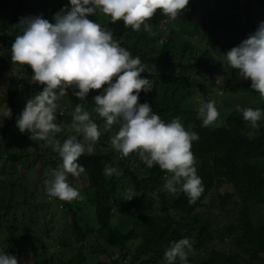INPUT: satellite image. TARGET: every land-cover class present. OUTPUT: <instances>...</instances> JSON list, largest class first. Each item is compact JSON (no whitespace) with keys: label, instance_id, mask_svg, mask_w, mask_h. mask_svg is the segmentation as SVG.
Returning a JSON list of instances; mask_svg holds the SVG:
<instances>
[{"label":"trees","instance_id":"trees-1","mask_svg":"<svg viewBox=\"0 0 264 264\" xmlns=\"http://www.w3.org/2000/svg\"><path fill=\"white\" fill-rule=\"evenodd\" d=\"M239 1H215L198 20L202 9L196 0L188 20L175 18L162 40V25L178 12L176 0H0L2 30L7 21L14 31L33 23L39 36L53 38L17 56V74L8 78L6 94L0 95L5 105L0 150L7 144H29L38 154L43 149L48 155L41 169L49 188L63 184L61 174L71 170L84 173L88 182L62 200L61 264H84L87 254L96 253L109 257L96 264H120L109 247L120 249L121 258L128 255L129 264H196L192 251L214 236L208 221L199 227L194 223L201 222L207 195L222 182L232 185L242 202L236 222L226 227L228 235L250 255V262L264 254V224L254 217L264 202V50L257 51L264 39V0ZM8 39L0 36L6 44ZM88 53L91 57L85 59ZM88 60L95 68L85 65ZM99 60L107 62L101 65ZM119 60L126 63L130 87L118 86V68V78H108ZM1 62L0 55V80L7 67ZM57 68L63 71L57 73ZM104 84L108 92L118 86L128 93L124 109L129 128L122 137L97 153H61L52 144L46 147L58 139L60 121L75 124L82 118L69 110L72 99L94 97L97 85ZM19 88L33 104L48 102L49 112L35 116L32 107L22 103ZM214 88L220 90L221 107L211 103ZM114 116L107 109L100 119L93 118L89 129ZM102 139L106 143L113 136L107 132ZM151 140L169 144V152L148 162L139 160ZM6 153L0 174L18 164L30 169L32 153ZM142 168L143 175L138 172ZM213 169L222 170L223 178L213 177ZM23 181V175L0 178V234H8L6 255L40 244L52 231L45 219L52 203L37 205L35 200L43 195L27 194ZM169 185H174L172 193L165 189ZM127 189L133 193L122 195ZM229 197L219 196L222 206ZM118 207L123 215L112 223ZM85 209L95 226L82 222ZM134 210L139 214L130 215ZM37 218L43 220L41 233L33 230ZM22 229L29 233L17 234ZM92 233L106 246L87 241ZM241 259L239 253L223 252L201 264H241Z\"/></svg>","mask_w":264,"mask_h":264},{"label":"rangeland","instance_id":"rangeland-1","mask_svg":"<svg viewBox=\"0 0 264 264\" xmlns=\"http://www.w3.org/2000/svg\"><path fill=\"white\" fill-rule=\"evenodd\" d=\"M172 1V0H171ZM175 1V0H173ZM215 1L218 0H201L200 3H198L197 6H201V11L197 14L198 20L203 16L204 11L206 8H209L211 4H213ZM242 0L239 1V5H242ZM178 4V12L176 15L173 14V16L162 25L161 29L164 30V35L160 36L163 40V38H168L167 34L170 32V25L169 23L173 22V20L177 17H179V20L186 21L188 20V16L192 12V8L196 0H191L189 3L185 2L183 0H176ZM242 6L239 7L241 9ZM19 31H14V26L7 21L5 27L3 30L0 27V36L4 38H9L7 41V44L4 42V40H0V55L2 58L1 64L6 67L3 73V77L0 80V95L6 94V87L9 83V77L11 78V75L17 74V70L14 66V64H20V60L17 58L21 53L32 52L37 46L40 44L50 41L53 38H47L46 36L42 35L39 36V31L37 27L32 23L31 28L28 27L26 24H22L19 28ZM29 30H31L29 32ZM10 36V37H9ZM160 43V40L158 41ZM264 50V39L260 42L257 51L261 52ZM14 52H16L15 57H10L9 55H12ZM91 53V52H90ZM89 54V53H88ZM86 55L85 59L87 57H91L89 55ZM87 61V60H86ZM88 63H85V65L88 64V68L90 69L95 68V64L92 65L93 61L88 60ZM102 60H99L101 62ZM106 60H103L101 65L106 63ZM98 65V64H97ZM100 65V66H101ZM117 68L120 70L121 75L119 72H114L117 70ZM9 69V70H8ZM63 70H60V68H57V73L62 72ZM107 74L110 73V71H106ZM114 72V73H113ZM113 75L111 74L108 76V78H118L117 74H119V78L121 80L118 83L119 87L125 86L128 84L126 74L128 73V68L126 66L125 61L119 60L118 64L114 67L112 71ZM23 74V72H22ZM125 76V77H124ZM101 80V79H100ZM127 81V83H126ZM110 82V81H109ZM108 83V81H107ZM112 84V83H111ZM130 83L128 84V87ZM22 84L19 85L21 87ZM118 86H112V92L107 91L109 88L104 84L103 87H100L97 85L96 91H99L98 95H95L94 97L91 96H85L81 98H73L72 104L69 105V110L75 115H79L82 118H79L75 124L68 122L60 121L61 124V132L58 135V139L52 142H49V144H46V147L53 145V150L59 149L61 153H73V152H81V153H97L102 148L110 147L113 142L118 141L122 137V135L127 131L129 128V124L127 122V114H126V105L127 100L126 92L119 88ZM111 87V86H109ZM20 89V88H19ZM22 89V88H21ZM20 89V98L22 103L28 104L33 109V113L35 116H44L46 115L49 110L50 106L47 102L46 104L40 103L41 99L37 101L35 104L31 103L30 99H28L26 96L22 94V91ZM104 91H103V90ZM107 89V90H106ZM63 93V91H61ZM220 90L218 88H214V92L212 93L211 100L212 104L216 103L217 106L221 107L222 100L219 99ZM262 98L264 99V92L262 93ZM250 98V97H249ZM110 104H105L106 101L110 100ZM202 97H199L198 102L201 103ZM246 101V99H244ZM51 102V101H50ZM55 105V103H52ZM51 104V106H52ZM107 109H112L115 116L111 120H108L104 123H101L100 125L95 126L94 129H89V125L92 124L93 118L100 119L102 113H104ZM5 110V105L3 103L0 104V126L4 124L5 117L3 115V112ZM62 111H59V116H63L66 114L64 109H61ZM74 110V111H72ZM112 123H115V126L112 125ZM224 127H220V131L223 130ZM95 131L97 136H93L92 134L88 132L93 133ZM111 133L113 136V139L104 143L102 137L107 133ZM2 135L0 134V143H1ZM3 144V143H2ZM170 146L169 144L165 142H160L156 140H151L146 143V148L141 152L139 155V160L143 159L145 162L150 161L151 159L155 157H162L165 156L169 152ZM19 151L24 153H32L31 157L28 159V163L30 165L29 170H25V168L21 167V165H16L14 169H7V171L4 174H0V178H6L11 177L13 179H16L18 176L23 175L25 181H23L27 186L28 189H26L27 194H31L32 192H36L39 195L38 199L35 200L36 204L40 206V203L43 201H47L48 203H52V205L46 210L45 213V219L46 223H49V225L52 228V231L50 232L49 237H44V240L40 242V244H33L30 243L28 246H25L22 250L16 251L15 253H12L10 255H6L4 253V250L6 248V236L8 235L7 232H3L0 234V264H61L59 255L60 253L64 252V249L59 242L60 235L63 234V220L60 217V213L63 206V197H65L68 193L67 192H76L88 185L86 175L82 172H79L77 170H71L67 175L61 174L59 172L58 176H63L64 183L61 185H58L57 188L52 189L49 188L46 182L44 181V175L45 172L41 169L43 160L47 159V155L44 154V151H40L41 154H38L33 150L29 144L25 145H12L9 146L6 145V150L2 151L0 150V167L3 165L5 161L6 152L9 151ZM42 155V156H41ZM46 155V156H45ZM52 159H54V155H51ZM139 160H135V166L137 165ZM134 166V167H135ZM144 168L139 169L138 172L143 175ZM213 177L216 179H222L223 178V172L219 169H213L212 171ZM53 179L55 178V175L52 176ZM22 182V183H23ZM35 184V185H34ZM70 184L73 186L70 188ZM33 185V186H32ZM171 187V188H170ZM168 188L171 193L173 192L174 185L165 186V189ZM45 189V190H44ZM71 189V190H70ZM167 190V192H169ZM45 193V194H44ZM130 193H133L132 190H122V195H129ZM226 194H229V198H225V204H221V199L219 198L220 195L225 196ZM171 195V194H170ZM170 197V196H169ZM44 198V200L42 199ZM157 201V200H156ZM206 207L203 208L205 211L204 213H200L201 222L194 223L195 227H199L203 224V222L208 221L211 223L210 230L213 234V239L205 241V244L192 251L193 256L195 257V263L201 264V260L203 259H212L215 256H217L219 253H226V254H235L239 253L242 257L241 264H264V254H261L260 259L256 262H250V255L248 253L243 252L239 249V247L236 246L234 242V237L229 236L226 227L234 222H236V219L238 217V212L242 207L241 200L234 195L233 193V187L232 185L222 182L215 185L213 190L210 194L207 195L205 202ZM38 206V207H39ZM57 206V207H56ZM42 208V207H41ZM258 212L254 215L256 219H259V222L264 224V202L260 204V206L257 208ZM86 210V211H85ZM82 213L83 219L82 222H86L92 225H96V222L93 220L92 215L85 209ZM39 216L42 212H38ZM139 214L138 211L134 210L130 215L136 216ZM121 215L123 213L120 212V208L118 207L115 211V215L111 219L112 223H117L121 219ZM20 220L22 221V216L19 215ZM41 218V216H40ZM37 218L39 223H36L34 227V231H37V233H41V229L43 228V220ZM20 221V222H21ZM42 223V225H41ZM184 222H182L179 226L181 229L184 228ZM29 233V231L22 229L17 234L24 235ZM95 233H92L87 239V241L91 242L95 245H101V247H105L106 244L104 241L100 238L98 240L95 239ZM88 242V243H89ZM44 244V248H42V245ZM41 246V247H40ZM45 246H47V250L45 249ZM107 251L113 253L114 257H119L120 264H129V256L126 255L125 257L121 258L123 252L120 251L118 248L109 247ZM109 257L107 254L104 253H96V254H87V260L84 264H96L98 260H106L108 261ZM52 260V261H51Z\"/></svg>","mask_w":264,"mask_h":264},{"label":"clouds","instance_id":"clouds-1","mask_svg":"<svg viewBox=\"0 0 264 264\" xmlns=\"http://www.w3.org/2000/svg\"><path fill=\"white\" fill-rule=\"evenodd\" d=\"M70 83V81L67 82V85ZM61 91H63V93L65 92L66 93V90L65 89H62Z\"/></svg>","mask_w":264,"mask_h":264}]
</instances>
